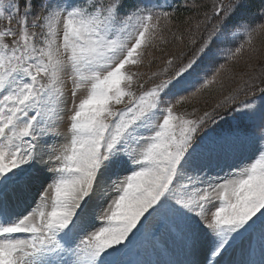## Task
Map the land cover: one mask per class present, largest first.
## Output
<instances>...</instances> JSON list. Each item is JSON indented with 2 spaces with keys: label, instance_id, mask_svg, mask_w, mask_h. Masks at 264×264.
Returning <instances> with one entry per match:
<instances>
[{
  "label": "snow or ice",
  "instance_id": "1",
  "mask_svg": "<svg viewBox=\"0 0 264 264\" xmlns=\"http://www.w3.org/2000/svg\"><path fill=\"white\" fill-rule=\"evenodd\" d=\"M166 7L0 3V264H198L134 258L145 242L153 255L166 256L165 237L179 241L187 257L206 246L205 264H226L245 235L260 250V260L246 264H264V88L246 80L220 105L261 121L256 156L223 178L211 174L213 166L255 132L229 130L197 142L210 114L193 119L174 111L264 34V3L250 20L245 0H217L206 35L179 55L165 51L155 71H142L156 59L157 42L167 43L160 22H170L174 10ZM256 91V99L237 103ZM65 117L69 135L58 145ZM109 183L118 195L104 210ZM35 185L27 207L9 198L10 189L24 195ZM102 218L107 224L98 225Z\"/></svg>",
  "mask_w": 264,
  "mask_h": 264
},
{
  "label": "trees",
  "instance_id": "2",
  "mask_svg": "<svg viewBox=\"0 0 264 264\" xmlns=\"http://www.w3.org/2000/svg\"><path fill=\"white\" fill-rule=\"evenodd\" d=\"M216 2L217 0H179L167 9L168 11L174 10L170 22L164 20L160 22L163 30L162 36L167 43L158 41L159 47L152 50L156 59L148 68L149 72L155 71L163 65L165 51L179 55L193 46L191 43L193 40L198 41L202 35H206L205 30L213 15L212 6ZM229 2L230 0H224L225 4ZM261 3H264V0H245L244 12L250 20L259 19L256 10L260 8ZM178 36L183 37L182 43L177 39ZM242 42L239 38L236 40V44ZM234 46L235 44H233ZM218 62L220 64L225 63L224 59ZM249 79H253L258 88H264V83H261L264 80V34L256 35L250 49L246 45L245 51L240 56L231 63L226 64L214 84L190 100L178 105L176 109L195 119L202 117L205 112L209 113L210 116L202 127L203 129L208 126L212 117L221 115L225 118L230 117L227 113L231 111L230 107L220 105H223L227 97L244 87V81ZM230 91H232L231 94H229ZM258 93L259 91H256L255 95ZM251 96L241 94L237 103ZM229 113H233V111Z\"/></svg>",
  "mask_w": 264,
  "mask_h": 264
},
{
  "label": "rangeland",
  "instance_id": "3",
  "mask_svg": "<svg viewBox=\"0 0 264 264\" xmlns=\"http://www.w3.org/2000/svg\"><path fill=\"white\" fill-rule=\"evenodd\" d=\"M174 1L175 0H127V4L129 6H134L135 4L170 5ZM9 2H11V0H0V3L7 4ZM20 3L22 5L23 0H20ZM34 3H36L38 5L39 0H34ZM4 26H6V21H0V28H3ZM13 27H15V20L13 21ZM236 39L237 38H235V40ZM228 46L233 47V44H229ZM224 55H225V53H221L217 59L218 60L222 59V57H224ZM141 70L142 71H148V68H144ZM70 86L71 85H70V81H69V87ZM145 86L147 87L148 85L146 84ZM137 91H139V89H137ZM231 93H232V91L229 92V94H231ZM84 94H85V91L82 90L77 95V97H76L77 103L79 102L80 98ZM260 95L261 94L259 92L257 95L251 96L245 100L256 99ZM245 100H242V101H245ZM69 103L71 104V100L69 101ZM117 107H123V105H120ZM174 111L179 112V110H177V109H174ZM193 111H195V109H193ZM231 111L227 112L229 115L232 114V116L229 118H225L222 115L218 116V117H214L215 119L211 118V120H210L211 124L208 123V126H211V129H209V130L216 129L217 133H213L210 131L209 134L202 137V139H204L206 137H215L216 134L218 135V134L226 133L229 130H237V132H240L241 135L243 134V132L240 130H244V131L245 130H252L255 132V137L253 138V140L251 142L245 140V141L239 143L233 149L227 151L224 154V156L222 157V159L219 161L218 165L213 166L211 174L214 177H218V178L226 177L230 171H233L236 168L240 167L241 165L246 164L249 161H252L253 157L256 156V150H255L254 145L259 143L260 123H261L259 116H256L252 120H249V119L243 118L242 114L240 112L233 111V113H229ZM189 118H192V117L189 116ZM193 119H195V118H193ZM206 128H209V127H206ZM60 131H61L62 135L55 138L58 145L63 144L69 135L67 117H65V122L61 125ZM47 143L48 142H43L41 149H40L45 160L47 159V154H48ZM36 167L43 169V168H46L47 165L44 163H40V164H37ZM44 187H47V185H44ZM107 187H108V195L105 197V199L103 201L104 210L107 209V204H108L109 200L118 195V193L113 189V187L110 183L108 184ZM38 190H39V185H35L24 195H22L19 192V190L18 191L17 190H11V191L9 190L8 195H9V198L13 201H15V200H21L22 202L26 201V203H23L22 206L27 207L28 205L32 204L34 199H36V194H37ZM52 195H53L52 192L49 191V200H51ZM213 203L219 204V201L214 200ZM97 214L98 215L100 214L99 209L97 210ZM96 223L98 225L99 224H107V220L102 218L101 220L96 221ZM20 235L23 236V234H20ZM165 239L167 240V243L169 245V252L166 256H164V259L173 260L176 262H181V261H184L186 259H195L198 261V264H203V262L207 256L206 246L204 249L199 251L195 257H187L184 254L179 241H176L175 243H173L171 241V239H169L167 237H165ZM161 246H163V245H161ZM234 250L235 251L232 253V255H234L232 260H227L226 264H246V262H249V261L258 262L260 260V255L256 257L246 246L241 245V246L235 247ZM251 253H252V255H251ZM147 257H149V256L147 255Z\"/></svg>",
  "mask_w": 264,
  "mask_h": 264
},
{
  "label": "bare ground",
  "instance_id": "4",
  "mask_svg": "<svg viewBox=\"0 0 264 264\" xmlns=\"http://www.w3.org/2000/svg\"><path fill=\"white\" fill-rule=\"evenodd\" d=\"M10 191H11V189H10ZM29 195V194H28ZM23 204V203H22Z\"/></svg>",
  "mask_w": 264,
  "mask_h": 264
}]
</instances>
